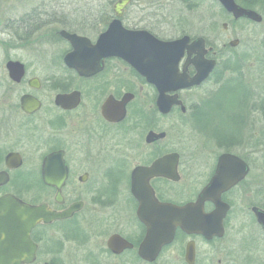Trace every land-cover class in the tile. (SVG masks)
I'll use <instances>...</instances> for the list:
<instances>
[{
    "label": "flooded vegetation",
    "instance_id": "flooded-vegetation-1",
    "mask_svg": "<svg viewBox=\"0 0 264 264\" xmlns=\"http://www.w3.org/2000/svg\"><path fill=\"white\" fill-rule=\"evenodd\" d=\"M118 1L78 6L76 16L68 15L64 7L33 8L22 17L25 23L17 40L25 45L60 41L65 48L39 55L48 62L47 69L30 72L27 64L13 60L24 65L18 82L9 77L6 63L12 59L6 58L9 82L26 89L18 101L0 102V173L7 178L0 196L12 194L29 205L45 204L53 212L72 209L65 217L39 218L28 239H14L23 252L34 250L20 264H264V222L253 212L254 207L264 210L258 203L264 188L256 129L264 99L259 103L258 88L247 86L250 75L242 71L226 79L230 86L223 88L222 73L231 72L230 65L221 63L215 43L203 35L188 34L190 41L204 39L203 59L213 61L212 69L198 85L166 91L169 105L160 100L155 84L119 57H104L95 70L68 67L65 56L73 47L62 30L85 37L90 45L114 20L124 29L146 31L158 40L185 35L164 34L165 14L151 0H143L148 5L126 0L117 14ZM213 1L232 22L263 21L264 0H234L259 13L258 22L235 18L219 0ZM221 26L226 29L227 22ZM194 56L188 62L185 51L178 63L179 71L184 69L189 77L197 73ZM213 75L214 83L223 84L197 95ZM43 90L46 97L40 94ZM23 95L33 96L39 105L32 109L27 104L31 110H24ZM58 95L66 100L56 102ZM214 115L221 116L216 125ZM184 117L200 136L215 142L214 150L200 149L195 142L182 150L179 141L167 139L164 123L179 124ZM10 153L19 157L18 166H10L12 159L7 162ZM54 154L45 182L42 163ZM222 155L233 157L225 161L220 177L229 185L219 194L228 206L223 217H211L216 210L211 199L202 204L205 215L186 217L198 220L191 230L179 224L180 217L159 213V203L195 202ZM154 164L153 174L144 171ZM55 179L62 181L60 186L52 182Z\"/></svg>",
    "mask_w": 264,
    "mask_h": 264
},
{
    "label": "water",
    "instance_id": "water-1",
    "mask_svg": "<svg viewBox=\"0 0 264 264\" xmlns=\"http://www.w3.org/2000/svg\"><path fill=\"white\" fill-rule=\"evenodd\" d=\"M225 9L237 17H247L253 21H261L262 17L259 13L238 6L234 0H219ZM126 3V0H119L116 4L117 14L119 8ZM61 35L66 38L72 45V50L65 56V64L78 70L89 71L100 68V62L104 57L116 56L133 66L141 72L146 79L155 84L160 92V100H164V104L169 105L164 93L168 90H176L187 88L200 84L208 75L213 66V61L203 59L205 53L204 39L198 37L190 41L189 35H183L174 40H158L151 34L142 30L124 29L118 20L112 21L108 28L102 32L93 45L86 42V38L76 33H69L65 30L61 31ZM237 39L229 42L230 46H236ZM185 51L188 55V62L192 53L195 56L191 59L195 63L197 73L193 77H189L185 70L179 71L178 63L183 57ZM206 64V65H204ZM9 77L14 81H19L24 73V65L19 61L9 60L6 63ZM67 96L58 95L56 102L61 103L66 100ZM24 110L28 109L27 104L32 109L39 105V101L30 95L21 97ZM168 107H164V111ZM150 133L149 135H151ZM56 154L44 158L42 163V176L45 182L48 181L47 176L50 171L46 168L49 162L53 165V159ZM12 159L10 166H18L20 164L19 157L10 153L6 160ZM164 159V158H163ZM232 160L233 157L227 158L225 155L220 156L216 167L215 175L211 181L202 189L198 199L195 202H189L182 206H172L169 204H157L160 214L170 213L174 217H180L179 224L185 229H194L197 221H192L186 217H202L204 214L202 204L206 199L215 202L216 210L211 215L223 217L228 206L221 202L220 192L225 190L229 185L222 182L220 177L224 171L225 161ZM55 166V165H54ZM157 164L144 171L153 174ZM56 173V172H54ZM7 180L5 173H0V185ZM54 184L60 186L62 181L52 180ZM58 200L59 195L56 197ZM72 209L63 212H53L48 210L45 204L29 205L12 194H4L0 196V264H20L23 258L32 254V250L26 253L16 248L13 241L16 237L20 239H28V234L34 223L41 217H65L71 213ZM253 212L264 222V210L254 207ZM18 224V226L16 225ZM25 253V254H24Z\"/></svg>",
    "mask_w": 264,
    "mask_h": 264
},
{
    "label": "rangeland",
    "instance_id": "rangeland-1",
    "mask_svg": "<svg viewBox=\"0 0 264 264\" xmlns=\"http://www.w3.org/2000/svg\"><path fill=\"white\" fill-rule=\"evenodd\" d=\"M167 1V0H166ZM106 0H0V102H16L22 91L26 89L24 85H12L9 82L5 70L6 58L19 60L28 65L29 71L34 69L48 68V62L39 55L57 54L65 48L60 41H47L37 44L25 45L17 40L16 33L22 32L25 15H30L33 8L44 6L46 8L64 7V12L68 15H77L74 8L81 5H103ZM152 6H157L158 11L165 14L164 34L166 36L181 35L183 33L191 36L203 35L215 43L214 48L222 55L224 64L230 65L231 72H223V85L214 83L212 80L205 87L198 91L197 95L203 96L207 88L222 85L223 88L230 86L228 79L236 74L249 73L246 78L247 86L254 85L259 91V103L264 99V14L263 21L255 24L250 21L229 19L220 12L219 6L210 0H151ZM133 5H148L143 0H135ZM163 5H166L163 7ZM211 7V9H207ZM170 16V18H169ZM227 22V28H222V22ZM22 29V30H21ZM237 39L236 46H230L229 40ZM60 67V66H59ZM61 68V67H60ZM221 66L218 68L221 71ZM242 71V73L240 72ZM238 72V73H236ZM28 77V76H27ZM40 94L46 97L47 92L41 91ZM223 94V93H222ZM221 95V94H219ZM220 100L221 96H217ZM224 100V98L222 97ZM220 115L213 116V125L220 122ZM259 123L256 126L259 134L258 148L260 149V184H264V107L259 105ZM189 120L184 117L179 124L164 123V128L168 130L167 139L179 141V148L187 150L192 143H198L200 149L214 150L215 142L205 136H200V132L191 126ZM211 125V126H213ZM172 126L177 130L171 129ZM206 139L205 140H203ZM246 147V146H245ZM259 204L264 205V188L260 189Z\"/></svg>",
    "mask_w": 264,
    "mask_h": 264
}]
</instances>
